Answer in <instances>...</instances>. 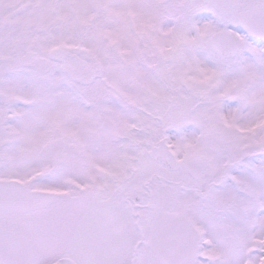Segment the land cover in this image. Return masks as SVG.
I'll return each instance as SVG.
<instances>
[{
  "label": "snow or ice",
  "instance_id": "6c2138e0",
  "mask_svg": "<svg viewBox=\"0 0 264 264\" xmlns=\"http://www.w3.org/2000/svg\"><path fill=\"white\" fill-rule=\"evenodd\" d=\"M0 264H264V0H0Z\"/></svg>",
  "mask_w": 264,
  "mask_h": 264
}]
</instances>
